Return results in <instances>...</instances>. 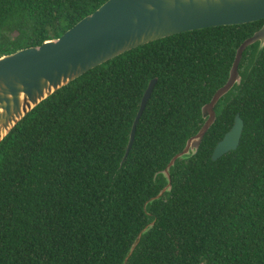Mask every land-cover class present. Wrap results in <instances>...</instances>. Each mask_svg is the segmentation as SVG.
<instances>
[{
	"label": "trees",
	"instance_id": "16d2710c",
	"mask_svg": "<svg viewBox=\"0 0 264 264\" xmlns=\"http://www.w3.org/2000/svg\"><path fill=\"white\" fill-rule=\"evenodd\" d=\"M107 0H0V57L62 36ZM264 19L174 34L89 70L0 144V264H264V49L216 106L199 152L162 171L203 126L238 48ZM157 83L125 159L150 81ZM241 144L214 161L237 114Z\"/></svg>",
	"mask_w": 264,
	"mask_h": 264
},
{
	"label": "water",
	"instance_id": "95a60500",
	"mask_svg": "<svg viewBox=\"0 0 264 264\" xmlns=\"http://www.w3.org/2000/svg\"><path fill=\"white\" fill-rule=\"evenodd\" d=\"M261 19H264V0H107L59 38L0 57V144L42 101L110 59L181 32ZM256 42H259L258 52H261L264 49V25L238 48L228 81L202 108L205 119L202 128L187 140L184 149L162 171L167 184L150 199L146 208L149 203L171 192V170L176 162L199 152L205 135L217 120V104L235 85L242 83L239 66L244 51ZM156 83L157 78H153L143 96L125 159L133 148L137 126ZM244 127L245 122L238 113L232 128L216 145L212 154L214 161L238 149ZM154 225L155 221L139 233L122 264H127L143 235Z\"/></svg>",
	"mask_w": 264,
	"mask_h": 264
}]
</instances>
